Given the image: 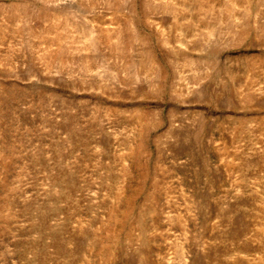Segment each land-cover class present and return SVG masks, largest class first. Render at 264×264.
I'll return each instance as SVG.
<instances>
[{
	"label": "rangeland",
	"instance_id": "1",
	"mask_svg": "<svg viewBox=\"0 0 264 264\" xmlns=\"http://www.w3.org/2000/svg\"><path fill=\"white\" fill-rule=\"evenodd\" d=\"M0 264H264V0H0Z\"/></svg>",
	"mask_w": 264,
	"mask_h": 264
}]
</instances>
